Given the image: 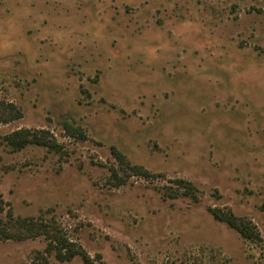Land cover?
I'll return each mask as SVG.
<instances>
[{
    "label": "rangeland",
    "instance_id": "1",
    "mask_svg": "<svg viewBox=\"0 0 264 264\" xmlns=\"http://www.w3.org/2000/svg\"><path fill=\"white\" fill-rule=\"evenodd\" d=\"M0 100L22 115L0 125V231L29 219L89 257L40 235L0 239V264H264V0H0ZM23 129L60 152L14 150Z\"/></svg>",
    "mask_w": 264,
    "mask_h": 264
},
{
    "label": "trees",
    "instance_id": "2",
    "mask_svg": "<svg viewBox=\"0 0 264 264\" xmlns=\"http://www.w3.org/2000/svg\"><path fill=\"white\" fill-rule=\"evenodd\" d=\"M21 112L13 104L5 103L0 100V125L7 124L14 120L21 118ZM64 128L70 136H77L81 139H85L84 132L80 128H76L69 123H64ZM8 145H10L14 150H23L28 146H39L48 148L50 151L59 153L61 146L56 142L53 136L47 131H31V130H18L11 133L4 139ZM112 154L118 163L123 164V155L116 149L112 150ZM126 164V163H124ZM127 168L137 176L150 178L152 175L147 172L142 167L128 165ZM125 168V165H124ZM119 171H112V178L116 180V186L119 187L125 183V181L120 177ZM178 191L183 189V195L195 197L197 196V189L189 182L178 180L176 181ZM177 191V192H178ZM177 194H171L170 196L175 197ZM178 196V195H177ZM212 216L215 220L226 224L229 228L238 232L241 237L247 241L259 242L261 241L260 233L256 225L245 217L236 216L229 209H217L210 208ZM33 221L29 219L17 218L14 224L11 225V231H0V239L2 240H27L30 238H35L40 235H45L51 240L48 250L57 249L59 254L57 256L58 260L61 262L71 261L74 257L80 256L84 262H89V257L87 254L79 248H75L72 243L68 242L67 239L60 236L58 230L53 227H49L45 224H33ZM8 225V224H7ZM7 228V226H6ZM4 232V233H1Z\"/></svg>",
    "mask_w": 264,
    "mask_h": 264
}]
</instances>
